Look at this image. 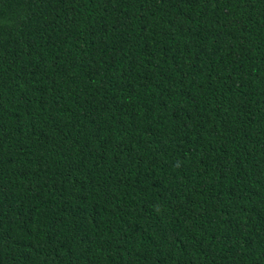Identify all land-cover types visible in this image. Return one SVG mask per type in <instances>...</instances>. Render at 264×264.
Returning <instances> with one entry per match:
<instances>
[{
  "label": "trees",
  "instance_id": "obj_1",
  "mask_svg": "<svg viewBox=\"0 0 264 264\" xmlns=\"http://www.w3.org/2000/svg\"><path fill=\"white\" fill-rule=\"evenodd\" d=\"M0 264H264V0H0Z\"/></svg>",
  "mask_w": 264,
  "mask_h": 264
}]
</instances>
